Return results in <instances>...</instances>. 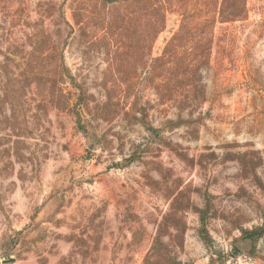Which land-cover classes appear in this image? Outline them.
<instances>
[{
	"label": "rangeland",
	"instance_id": "374dc122",
	"mask_svg": "<svg viewBox=\"0 0 264 264\" xmlns=\"http://www.w3.org/2000/svg\"><path fill=\"white\" fill-rule=\"evenodd\" d=\"M0 264H264V0H0Z\"/></svg>",
	"mask_w": 264,
	"mask_h": 264
},
{
	"label": "water",
	"instance_id": "95a60500",
	"mask_svg": "<svg viewBox=\"0 0 264 264\" xmlns=\"http://www.w3.org/2000/svg\"><path fill=\"white\" fill-rule=\"evenodd\" d=\"M0 262H1V260H0Z\"/></svg>",
	"mask_w": 264,
	"mask_h": 264
}]
</instances>
